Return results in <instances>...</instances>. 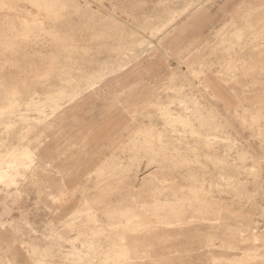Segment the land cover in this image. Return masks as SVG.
I'll use <instances>...</instances> for the list:
<instances>
[{"label":"rangeland","instance_id":"obj_1","mask_svg":"<svg viewBox=\"0 0 264 264\" xmlns=\"http://www.w3.org/2000/svg\"><path fill=\"white\" fill-rule=\"evenodd\" d=\"M193 3L0 1V264H264V0Z\"/></svg>","mask_w":264,"mask_h":264},{"label":"bare ground","instance_id":"obj_2","mask_svg":"<svg viewBox=\"0 0 264 264\" xmlns=\"http://www.w3.org/2000/svg\"><path fill=\"white\" fill-rule=\"evenodd\" d=\"M1 1V0H0ZM4 2V1H3ZM167 2V1H166ZM183 2H184V4H183V6H194L195 4L193 3L194 2V0H183ZM16 4V3H15ZM3 5H5V4H3ZM85 5V4H84ZM43 6V5H42ZM1 7V6H0ZM4 7V6H3ZM4 9V8H3ZM112 16V15H111ZM112 19H115V18H112ZM111 19V20H112ZM122 23V22H121ZM114 24V23H113ZM5 26V25H4ZM157 30V29H156ZM112 33V32H111ZM142 36V35H141ZM113 39V38H112ZM144 41H145V38H144ZM115 43V42H114ZM119 43V42H118ZM136 43V42H135ZM131 44H133V43H131ZM139 45H141L140 43H139ZM145 45V44H144ZM128 50V49H127ZM133 50V49H132ZM131 50V51H132ZM123 52V51H122ZM133 52V51H132ZM122 55V54H121ZM123 59V58H122ZM111 61V60H110ZM113 61V60H112ZM161 82V81H160ZM102 88V87H101ZM152 89V88H151ZM55 92H57L56 94L57 95H63L62 93L64 92V90L63 89H60V90H57V91H55ZM50 94H52V93H50ZM48 95V96H51V95ZM84 99H85V97H84ZM78 122V121H77ZM83 122V121H82ZM85 124V123H84ZM228 147V146H227ZM255 165V164H254ZM10 259L12 260V261H15L14 260V257H9L8 259H7V261L9 260L10 261Z\"/></svg>","mask_w":264,"mask_h":264},{"label":"crops","instance_id":"obj_3","mask_svg":"<svg viewBox=\"0 0 264 264\" xmlns=\"http://www.w3.org/2000/svg\"><path fill=\"white\" fill-rule=\"evenodd\" d=\"M125 71H126V70H125ZM127 71H128V70H127ZM122 72H124V71H122ZM122 72H121V73H122ZM119 74H120V73H118L117 75H114V76L108 78V80H109V79H110V80H109V82H108V80H107L108 83H107L106 85H110V84H111L110 82H111V81H114L115 78H116ZM116 79H117V78H116ZM119 82H120V81H119ZM102 123H103V122H102ZM112 138H113V137H112ZM97 153H101V151L99 150V151H97Z\"/></svg>","mask_w":264,"mask_h":264}]
</instances>
